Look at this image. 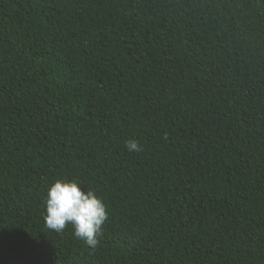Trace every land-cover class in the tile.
Wrapping results in <instances>:
<instances>
[{
	"label": "trees",
	"instance_id": "1",
	"mask_svg": "<svg viewBox=\"0 0 264 264\" xmlns=\"http://www.w3.org/2000/svg\"><path fill=\"white\" fill-rule=\"evenodd\" d=\"M0 264H264V0H0Z\"/></svg>",
	"mask_w": 264,
	"mask_h": 264
},
{
	"label": "clouds",
	"instance_id": "2",
	"mask_svg": "<svg viewBox=\"0 0 264 264\" xmlns=\"http://www.w3.org/2000/svg\"><path fill=\"white\" fill-rule=\"evenodd\" d=\"M129 151L140 150L139 142H126ZM44 220L46 226L61 232L71 225L74 236L85 242L91 249L98 245V235L107 220L104 202L91 190H84L76 181L56 180L47 189Z\"/></svg>",
	"mask_w": 264,
	"mask_h": 264
}]
</instances>
